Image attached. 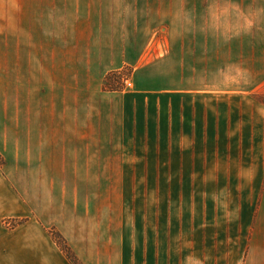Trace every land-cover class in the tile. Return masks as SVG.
<instances>
[{
	"label": "crops",
	"instance_id": "0c3cea01",
	"mask_svg": "<svg viewBox=\"0 0 264 264\" xmlns=\"http://www.w3.org/2000/svg\"><path fill=\"white\" fill-rule=\"evenodd\" d=\"M62 2L68 10L61 28L35 33L24 50L20 45L13 98L11 32L9 18H3L0 217L11 214L13 201L19 216L30 218L0 241V264H72L50 229L82 264H170L155 241L132 237L131 230L125 234L123 214L130 185L146 180L136 175L137 158L128 153L161 150L154 139L156 121L160 127L163 109L170 112L163 96L184 92L187 34L172 26L198 15L191 9L220 7L232 9L233 23H247L261 16L264 5L253 0ZM220 52L198 48V92L227 73L232 81L227 87L237 86L234 92L250 100L243 103L248 110L242 111L241 127H232L235 115L227 111L228 127L218 131L224 142L237 143L235 170L198 176V208L214 217L198 223V264H264V105L251 101L264 95V47L228 49L225 71L217 67ZM123 69L130 70L132 87L105 91L106 76ZM228 148L226 143L225 150L233 151ZM12 182L20 185L17 196ZM235 199L241 203L235 206ZM236 214L243 223L215 222Z\"/></svg>",
	"mask_w": 264,
	"mask_h": 264
},
{
	"label": "rangeland",
	"instance_id": "374dc122",
	"mask_svg": "<svg viewBox=\"0 0 264 264\" xmlns=\"http://www.w3.org/2000/svg\"><path fill=\"white\" fill-rule=\"evenodd\" d=\"M62 1L65 0H0V31L5 17L9 18L11 32L12 98L18 92L20 45L23 44L24 50L25 43H29L35 33H49L61 28L68 10ZM253 2L264 5V0ZM191 10L198 15L188 16L185 24L172 26L173 30L181 28L187 34V70L183 76L185 80L181 81L185 85L184 92L163 96V107L168 103L170 112L166 113V107L163 109L164 120L160 121V127L156 121L154 139L156 147L161 150L128 153V157L137 158L139 167L136 175L146 176V180L130 185L132 191L129 200L125 201V208L129 209L123 214L124 232L127 234L131 230L132 237L155 241L160 246V257H165L170 264H198V223L214 221L210 215H201L198 208V189L201 187L198 176L226 174L228 168L232 172L235 170L232 153L237 143L224 142L226 136H219L218 131L228 127L227 111H233L235 115L232 127H241L242 111L248 110L243 103L250 100L248 96L243 100L234 92L237 86L227 87L232 84L225 78L227 73H221V78L212 82L206 80L208 85L211 82V87L200 85L198 92V70H202L198 48L220 49V65L217 67L219 71H225L226 66L222 64L227 59L228 49L264 47V7L261 16H253L247 23H233L232 20L237 18L230 16L232 9L228 7ZM130 74L125 69L122 72V75ZM183 77L181 75V79ZM120 84L122 87L121 79ZM258 97L252 96L251 101L257 102ZM214 116L215 119L212 118ZM226 143L232 145L228 151H233L225 150ZM123 158H126V153ZM214 160L216 163L210 166V161ZM2 165L3 160L0 167ZM11 186L14 195H19L18 182H12ZM231 203L236 206L241 201L235 199ZM28 218L29 214L27 217L19 216L18 205L12 201L11 214L0 217V241ZM242 219L236 214L215 217V222L236 224L243 223ZM131 225L133 228L130 229Z\"/></svg>",
	"mask_w": 264,
	"mask_h": 264
},
{
	"label": "trees",
	"instance_id": "16d2710c",
	"mask_svg": "<svg viewBox=\"0 0 264 264\" xmlns=\"http://www.w3.org/2000/svg\"><path fill=\"white\" fill-rule=\"evenodd\" d=\"M124 70V69H123ZM123 70L120 71H113L110 72L104 81L103 89L105 91H119L122 90L120 79ZM126 71H130L128 69H125ZM259 101L264 103V95H261L258 97ZM2 164V159L0 156V165ZM51 234L53 236L54 241L58 245V247L61 249V251L66 255L68 260L72 264H82L80 260L75 256V254L71 251L70 247L66 243L65 239L61 236L60 233H58L55 229H51Z\"/></svg>",
	"mask_w": 264,
	"mask_h": 264
},
{
	"label": "built area",
	"instance_id": "2783aa9c",
	"mask_svg": "<svg viewBox=\"0 0 264 264\" xmlns=\"http://www.w3.org/2000/svg\"><path fill=\"white\" fill-rule=\"evenodd\" d=\"M121 82H122V89L123 90H128L132 87V83L130 80V76H126V75H121Z\"/></svg>",
	"mask_w": 264,
	"mask_h": 264
}]
</instances>
